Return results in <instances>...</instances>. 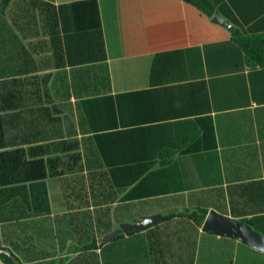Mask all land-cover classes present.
Here are the masks:
<instances>
[{"label": "crops", "instance_id": "crops-1", "mask_svg": "<svg viewBox=\"0 0 264 264\" xmlns=\"http://www.w3.org/2000/svg\"><path fill=\"white\" fill-rule=\"evenodd\" d=\"M14 1L1 15L8 23ZM73 1L78 0L52 2ZM97 1L107 59L73 65L90 71L76 77V93L71 90L69 98L57 91L61 69L54 59L46 62L52 69L36 73L53 72L54 115L68 114L69 138L79 140L82 162L151 161L153 190L160 191L143 198L134 184L103 188L93 204L88 190V206L69 209L61 178L47 176L48 213L29 203L28 186L26 202L18 193L0 191V246L21 264H151L143 233L113 240L120 231L99 240L124 221L185 206L254 222L264 234V57L261 64L248 62L231 29L212 20L218 11L244 34L260 35L261 48L255 49L264 56V0H205L211 16L187 0ZM18 33L13 25L0 28V79L31 74L25 73L28 51L35 62L51 54L47 33L41 34L46 51L38 54L31 50L36 39L19 40ZM16 43L25 45L27 55L14 56ZM66 72L64 82H71L69 65ZM5 106L1 113L13 111ZM38 125L54 132L66 128L60 122ZM6 129L16 128L8 121ZM108 132L101 144L110 154L105 158L97 153L95 135ZM51 140L57 138L35 143ZM48 177L60 182L64 206L58 212L52 209ZM158 222V252L168 262L264 264V252L239 238L205 232L184 217ZM93 238L95 246L84 247Z\"/></svg>", "mask_w": 264, "mask_h": 264}, {"label": "trees", "instance_id": "trees-1", "mask_svg": "<svg viewBox=\"0 0 264 264\" xmlns=\"http://www.w3.org/2000/svg\"><path fill=\"white\" fill-rule=\"evenodd\" d=\"M52 1L15 0L9 23L1 15L11 4V0H2L0 5V28L13 25L19 31L18 34H15L19 40L27 36L35 38L36 41L31 44V50L37 54L40 53V50L44 53L46 51L45 38L41 34L47 33L51 49V54L43 55L38 62H35L32 53L28 51V68L25 70L27 71L25 73H31L28 76L21 77L15 74L11 78L0 79V191H6L8 196L18 193L26 202V188L28 186L31 192L29 203L31 202L35 211L42 213L50 212L43 181L47 176L61 178L65 204L69 209L87 207L89 203L88 190L91 193L93 204L98 201L103 188H123L132 184H134L133 191L137 190L136 196L152 197L153 193L160 191L153 190V162L136 164L109 161L82 162L79 140L69 138L68 114L54 115L58 108L51 95L53 81L50 80L53 72L47 71L38 74L36 71L52 69L53 66L46 62L50 58L54 59L55 67L61 69L57 91L65 93L69 98L71 90L76 93V77L90 71L89 67L84 70L83 68H75L73 65L106 60L107 53L97 0H78L58 5ZM187 1L206 15H212L213 8L205 0ZM231 34L232 39L244 51L248 62L254 60L255 64L262 63L264 56L255 49L256 47L261 48L262 37L260 35H246L238 26L231 29ZM80 47H82L81 49L86 47V54L83 50L80 52ZM15 50L14 56L27 55V48L23 44L17 46L16 43ZM80 54L82 57L78 56ZM68 65L71 82H64ZM6 102L8 109L13 110L9 114L1 113L5 111ZM8 121L14 123L16 129L7 131L6 123ZM41 121L45 124L60 122L66 128L55 132L53 129L43 130L38 125ZM18 124H22L23 127ZM7 135L10 137L8 138ZM109 136V132L95 135L98 144L97 153L104 157L110 154L101 144L102 140ZM54 138L57 140L35 143L38 140ZM24 143L35 144L26 147L21 146ZM92 151L90 148L91 154ZM38 190L40 194H44L43 197L39 193H35ZM107 193V197L112 199L111 194ZM128 196H132V194ZM161 205H166V203H161ZM207 212V208L202 206H185L177 212H168L161 221L170 220L174 217H184L192 221L193 224L201 226ZM96 213L98 214V211ZM95 219L99 218L95 217ZM86 222L91 221L88 219ZM159 223H154L145 230L121 231L113 240L124 237V234L143 233L151 264H181L180 259L171 262L162 259V255L158 252V250L161 251L159 233L156 229ZM249 223L255 227L254 222ZM95 242V238H93L92 242L84 247L95 246ZM0 260L5 264H13V260L2 253H0ZM188 261H190L189 258Z\"/></svg>", "mask_w": 264, "mask_h": 264}, {"label": "water", "instance_id": "water-1", "mask_svg": "<svg viewBox=\"0 0 264 264\" xmlns=\"http://www.w3.org/2000/svg\"><path fill=\"white\" fill-rule=\"evenodd\" d=\"M212 20L229 29L234 27L233 24L224 18L218 11L213 13ZM165 214H167V211L162 210L140 219L124 221L118 228L102 236L99 242L101 243L113 238L120 231H127L129 229L145 230L150 225L160 221ZM201 229L205 232L239 238L243 243L264 252V234L245 220L237 219L214 209H210L201 224ZM0 253L9 256L13 260V264H21L19 258H17L9 248L0 246Z\"/></svg>", "mask_w": 264, "mask_h": 264}, {"label": "rangeland", "instance_id": "rangeland-1", "mask_svg": "<svg viewBox=\"0 0 264 264\" xmlns=\"http://www.w3.org/2000/svg\"><path fill=\"white\" fill-rule=\"evenodd\" d=\"M47 184L52 209L53 211L58 212L64 206L59 179L57 177H48Z\"/></svg>", "mask_w": 264, "mask_h": 264}]
</instances>
